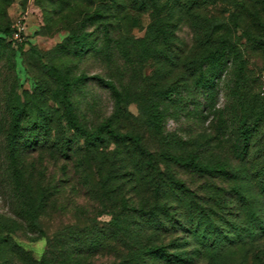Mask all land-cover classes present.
<instances>
[{
  "label": "rangeland",
  "instance_id": "rangeland-1",
  "mask_svg": "<svg viewBox=\"0 0 264 264\" xmlns=\"http://www.w3.org/2000/svg\"><path fill=\"white\" fill-rule=\"evenodd\" d=\"M15 102L23 138L38 126L27 151L9 145ZM107 124L163 173L173 219L159 231L139 216L144 185L112 176L113 151L133 163ZM43 254L264 264V0H0V264Z\"/></svg>",
  "mask_w": 264,
  "mask_h": 264
},
{
  "label": "trees",
  "instance_id": "trees-1",
  "mask_svg": "<svg viewBox=\"0 0 264 264\" xmlns=\"http://www.w3.org/2000/svg\"><path fill=\"white\" fill-rule=\"evenodd\" d=\"M160 29V22H154L151 24L148 28V32L154 33L155 31ZM12 30L5 29L3 30L4 34L11 35ZM73 38L75 41L79 42L81 39L85 38V35H74ZM138 42H144V39H138ZM49 71L52 73H58L56 69L52 67H47ZM96 79L103 85H106L107 87L114 89V86L103 80L102 78L96 77ZM65 108L68 114V118L70 119V122L73 124L74 127H77L76 122L74 121V115L71 109L70 102L65 99ZM24 108L21 103L15 102L12 105V125L10 129V140L9 145L12 147L11 149H15V144L18 142V139H22V142L20 144V150L21 151H27L31 148V145L33 144V141H30V139L36 136L35 129L38 126H35L33 129V134L30 135L27 139L23 138L22 128H21V122L25 118V112ZM98 134H106L108 135L114 143L117 145L123 146L125 151L128 152L129 157L132 158V164H130L128 156L123 155V152L119 151H113L111 153L113 158L111 160V167L110 170L112 171V176H119L123 173H129V179L133 182V189L136 188L139 184L144 185L146 192L149 193V198L151 197V202L147 200L146 203H143L138 211H141V214L139 215L140 218L143 220L145 225L151 226L150 228H153L156 231H159L162 229V227H165V220L168 221V219H173V214L171 208L168 206L167 201H162V199L165 196L161 195V185L164 182L163 173L158 169L157 164L153 162L152 155L150 152H148L142 145V140L140 136L138 135H132L129 133H119L113 128H111L108 124L103 125L99 128ZM31 137V138H30ZM88 137L91 138V141L93 144L96 145V142L98 141L99 136L88 134ZM121 154L120 158H117L118 155ZM120 172V173H119ZM170 185L168 187L171 188L172 186V193L178 192L180 190V187L182 186L178 182H174L173 180H170ZM166 215V217H164ZM169 216V218H168ZM120 217H117L115 219V222L118 224L121 223ZM172 225V224H171ZM173 226V225H172ZM164 249L161 247H155V248H149L146 250L148 253L153 252H163ZM163 254V253H162ZM48 259L46 254H43L39 264H48Z\"/></svg>",
  "mask_w": 264,
  "mask_h": 264
},
{
  "label": "built area",
  "instance_id": "built-area-1",
  "mask_svg": "<svg viewBox=\"0 0 264 264\" xmlns=\"http://www.w3.org/2000/svg\"><path fill=\"white\" fill-rule=\"evenodd\" d=\"M18 33V30H16L15 32H14V35H16Z\"/></svg>",
  "mask_w": 264,
  "mask_h": 264
}]
</instances>
